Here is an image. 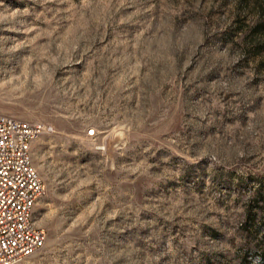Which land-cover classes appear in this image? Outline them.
<instances>
[{
  "label": "rangeland",
  "instance_id": "374dc122",
  "mask_svg": "<svg viewBox=\"0 0 264 264\" xmlns=\"http://www.w3.org/2000/svg\"><path fill=\"white\" fill-rule=\"evenodd\" d=\"M0 113L47 127L19 264H264V0H0Z\"/></svg>",
  "mask_w": 264,
  "mask_h": 264
},
{
  "label": "built area",
  "instance_id": "2783aa9c",
  "mask_svg": "<svg viewBox=\"0 0 264 264\" xmlns=\"http://www.w3.org/2000/svg\"><path fill=\"white\" fill-rule=\"evenodd\" d=\"M45 131L41 123L0 113V264H19L45 245L34 209L47 188L31 153L32 142Z\"/></svg>",
  "mask_w": 264,
  "mask_h": 264
}]
</instances>
